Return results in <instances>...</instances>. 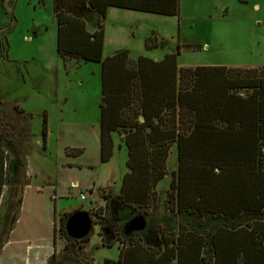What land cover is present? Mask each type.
<instances>
[{"label": "rangeland", "instance_id": "374dc122", "mask_svg": "<svg viewBox=\"0 0 264 264\" xmlns=\"http://www.w3.org/2000/svg\"><path fill=\"white\" fill-rule=\"evenodd\" d=\"M87 2H1L5 15L0 14V149L4 153L5 185L0 192V241L7 239V242L0 254V264H117L121 246L103 247L99 224L115 231L131 219L133 213L142 215L147 222L146 233L144 236L140 233L136 242L144 252L153 254L178 233L180 223L186 219L185 215L176 213V206L169 198L172 174L178 169L175 146L168 155L166 177L150 192L146 203L126 204L123 199H116L123 177L127 175L124 176L128 160L124 135L118 132L111 166L119 176L109 180L111 186L97 189L94 198L84 191L86 201L71 193L67 198L51 200L49 187H54L55 183L66 186L72 180V174L61 168L65 145L74 140L91 144L85 128L98 117L101 104V65L77 59L64 61L57 53V12L62 9L84 18L89 11ZM180 4L177 17L142 13L127 16L128 12L119 10L115 13L121 14L113 17L108 26L123 29L124 44L135 58L139 54L160 58L180 47L178 62L182 67H264V0H248L247 3L181 0ZM89 25H93L92 20ZM153 32L157 35L154 40ZM150 36L148 44L153 46L156 41L158 47L147 52L145 43ZM45 113L48 115V145L43 141ZM73 149L69 147L66 152H74ZM18 159L22 165L19 179L16 177ZM92 159L96 157L88 158ZM100 172L96 174L99 176L96 182H103L101 185L105 186L110 168ZM21 173L29 184L23 188ZM88 179L83 178L85 183ZM21 193L22 208L11 241V235L6 237L4 233L9 227L6 217ZM111 195L114 199L107 205ZM78 209L90 216L94 228L89 241L75 244L61 234L60 225L65 213ZM113 222L117 224L114 226ZM29 245L34 248L26 252ZM45 257L48 259L43 263Z\"/></svg>", "mask_w": 264, "mask_h": 264}, {"label": "trees", "instance_id": "16d2710c", "mask_svg": "<svg viewBox=\"0 0 264 264\" xmlns=\"http://www.w3.org/2000/svg\"><path fill=\"white\" fill-rule=\"evenodd\" d=\"M87 3L103 19L110 7L163 16L179 14V0ZM56 21L61 59L101 64V162L106 164L113 156L115 132L124 135L128 153L130 172L116 199L126 204L146 203L167 175L171 148L177 150L178 169L172 174L169 198L176 213L186 219L178 233L153 254L144 252L136 242L141 234L123 237V226L114 231L98 222L102 246H121L117 264H264V67L178 68L180 47L160 62L145 57L132 60L126 52L103 60V24L90 33L85 20L62 9ZM150 40L148 50L157 46L156 41L153 46L148 44ZM47 122L45 113L46 145ZM73 151L68 154L82 153ZM3 167L0 149V192L5 185ZM16 170L19 179L20 159ZM22 175L21 188L29 185ZM113 199L114 195L109 196L107 205ZM22 201L21 193L7 214L6 237L19 221ZM81 212L65 213L61 219V234L75 244L89 241L93 234L92 230L79 241L66 234L67 220ZM6 240L0 241V254Z\"/></svg>", "mask_w": 264, "mask_h": 264}, {"label": "crops", "instance_id": "0c3cea01", "mask_svg": "<svg viewBox=\"0 0 264 264\" xmlns=\"http://www.w3.org/2000/svg\"><path fill=\"white\" fill-rule=\"evenodd\" d=\"M180 1L181 0H179V13H180V9H181ZM1 2H2V0H0V14L5 15V12H4L3 6L1 5ZM88 7H89V5H88ZM119 10L128 12V13H126L127 16H133L131 14H134V13L163 16V15H158V14H153V13H146V12H141V11H134V10H127V9H121V8H116V7H110L107 9L106 16L103 19L100 12H98L97 10H92L89 7V11H88L87 16L82 18L86 22L88 31L90 33H94L97 29H99L100 23L103 24L104 29H105L103 60H105L109 57H112L119 52H126L132 60H138V58H140V57H145V58H148L154 62H160L167 55L174 54L179 50V47H178L177 51H174L173 53L169 52L166 55H164L163 57L160 56V58L157 56L155 57V56H149V55H145V54H141V55L139 54V57L135 58L134 56H132V52L124 44L125 37H124L123 33L121 32V31H123V29H121V28H120V30L118 28L110 29V27L108 26V23H110V21H111V19H113V17L121 14V13H115V12H118ZM177 16H163V17H177ZM91 20L93 22L92 26L89 25V21H91ZM118 23L122 24V21L118 22ZM129 25H130V28H132L131 23H129L128 26ZM134 35H135V33L132 32V37H135ZM154 35H155V37H157L155 32L152 33V36H154ZM152 36H150V37H152ZM149 38H147V40ZM147 40H146V42H147ZM145 48H146V43H145ZM156 48H154V49H156ZM146 51L148 52V51H152V50H148L146 48ZM8 52H9V49H8ZM179 55H178V57H179ZM178 57H177L178 68H190V67H182L178 62L179 61ZM101 75H102V67H101ZM101 98H102V94H101ZM100 103H101V100H100ZM47 119H48V115H47ZM95 119H96V121L94 122ZM94 120H92L93 122H91V120H90L91 124L85 128L86 135H88V138L91 141L90 145H92V147H90V145H88V144H85L84 140H74V142L68 143L65 145L64 151H63L64 161H62L61 168H62L63 172H65L67 170L69 173L72 174V180H70L69 184H67L66 186L61 185V184L57 185L56 183L54 184V182H53V184L55 186L49 187V189H48L49 192L51 193L50 196L52 197L51 198L52 201L54 200V198H57V199L59 197H60V199L67 198L69 193L74 194L76 196L79 195L80 193L84 194V191H87L89 193V195L90 194L92 195L91 198H94L93 196L97 193V191H96L97 189L98 190L106 189L108 186H111L109 180H112V178L115 179L116 177L119 176V172H117V174H114V172H113L114 167L111 166L113 164L112 163L113 159L106 164H103L101 162V109H100V107H99L98 117L96 116V118H94ZM48 134H49V132H48ZM50 135L52 136V134H50ZM115 136H116V132L112 134L114 145L116 146L115 143L117 140H116ZM48 141L49 140L47 138V145H48ZM124 145H125V143H124ZM69 147H74L75 150H81L82 153L79 156L69 155L66 152V149H68ZM125 151H126V149H125ZM115 152H116V149H115ZM115 152H114V154H115ZM91 156L96 157V159L95 160H93V159L88 160V158H90ZM103 166H105V167H103ZM109 166H111V167H109ZM126 167H127V162H126ZM106 168H110V171L112 172V174H111V172H109L108 182L106 183L105 186H103V185H101V184H103V182L102 183L96 182V181H98V177H99L96 174L97 173L101 174L100 170H105ZM114 169H116V168H114ZM129 172H130L129 169L127 168L125 173H124V176L126 174H128ZM84 177H89V179L86 183L83 180ZM72 186H77V189L76 188L71 189ZM121 187H122V185H121ZM36 188H41V187H36ZM83 189H85V190H83ZM91 191L93 194L91 193ZM26 192L27 191H25V195H26ZM25 195H24V197H25ZM86 199H87V196H86ZM86 199H85V201H86ZM15 231H16V229H14V231L11 234V237H10L11 241L13 240V238L15 236ZM32 247L34 248V246L29 245L26 249V252L29 251L28 249H30ZM25 259H26V262L29 261V257L25 258ZM47 259H48V257H45V261L43 263H46Z\"/></svg>", "mask_w": 264, "mask_h": 264}, {"label": "water", "instance_id": "95a60500", "mask_svg": "<svg viewBox=\"0 0 264 264\" xmlns=\"http://www.w3.org/2000/svg\"><path fill=\"white\" fill-rule=\"evenodd\" d=\"M147 222L144 217L132 221L128 228L130 232H144ZM94 228L93 221L87 213H77L72 215L65 224V232L73 240H83L87 238Z\"/></svg>", "mask_w": 264, "mask_h": 264}, {"label": "flooded vegetation", "instance_id": "af4514ba", "mask_svg": "<svg viewBox=\"0 0 264 264\" xmlns=\"http://www.w3.org/2000/svg\"><path fill=\"white\" fill-rule=\"evenodd\" d=\"M141 217H143V216L140 215V214H137V213H133L132 218L129 219L128 221H125V224L123 225V229H122V233H121L123 235V237H130V236H135V235L140 234V233H137V232H130V229L128 228V225L132 221H134L135 219L137 220V219H140Z\"/></svg>", "mask_w": 264, "mask_h": 264}, {"label": "built area", "instance_id": "2783aa9c", "mask_svg": "<svg viewBox=\"0 0 264 264\" xmlns=\"http://www.w3.org/2000/svg\"><path fill=\"white\" fill-rule=\"evenodd\" d=\"M71 189H75V186H72ZM76 189H77V187H76ZM79 196H80V199L82 201H84L86 199V197H85V195L83 193H80Z\"/></svg>", "mask_w": 264, "mask_h": 264}, {"label": "bare ground", "instance_id": "6f19581e", "mask_svg": "<svg viewBox=\"0 0 264 264\" xmlns=\"http://www.w3.org/2000/svg\"><path fill=\"white\" fill-rule=\"evenodd\" d=\"M77 186H75V188H76Z\"/></svg>", "mask_w": 264, "mask_h": 264}]
</instances>
